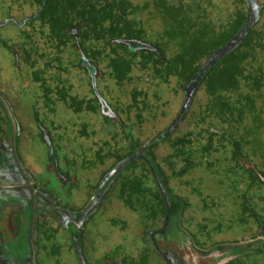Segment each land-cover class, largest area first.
<instances>
[{
  "label": "flooded vegetation",
  "instance_id": "1",
  "mask_svg": "<svg viewBox=\"0 0 264 264\" xmlns=\"http://www.w3.org/2000/svg\"><path fill=\"white\" fill-rule=\"evenodd\" d=\"M0 264H264V0H0Z\"/></svg>",
  "mask_w": 264,
  "mask_h": 264
},
{
  "label": "water",
  "instance_id": "2",
  "mask_svg": "<svg viewBox=\"0 0 264 264\" xmlns=\"http://www.w3.org/2000/svg\"><path fill=\"white\" fill-rule=\"evenodd\" d=\"M19 163V162H18Z\"/></svg>",
  "mask_w": 264,
  "mask_h": 264
}]
</instances>
